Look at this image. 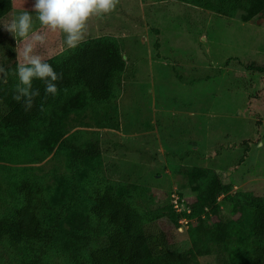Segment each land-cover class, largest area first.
Returning a JSON list of instances; mask_svg holds the SVG:
<instances>
[{
  "label": "rangeland",
  "instance_id": "obj_1",
  "mask_svg": "<svg viewBox=\"0 0 264 264\" xmlns=\"http://www.w3.org/2000/svg\"><path fill=\"white\" fill-rule=\"evenodd\" d=\"M34 0H0V66L18 77L17 40L4 29ZM217 0L200 6L187 0H120L116 10L89 21L84 40H116L128 63L116 83L111 106L93 107L82 88L66 90L48 108L46 127L0 147V218L23 203L24 178L43 186L65 233H90L95 220L90 196L99 183L130 189L156 252L195 251L200 264L219 256L243 259L250 239V195L264 197V10L249 17L216 10ZM33 30L47 33L36 54L45 60L69 49L62 32H51L33 13ZM8 106L0 99V121ZM7 130L0 124V140ZM100 144V153L74 159L69 143ZM225 185L219 216L204 207L210 180ZM228 224L227 240L217 244L216 221ZM49 247L50 264H71L77 244L64 234ZM19 247L0 240V264H30L39 246Z\"/></svg>",
  "mask_w": 264,
  "mask_h": 264
},
{
  "label": "trees",
  "instance_id": "obj_2",
  "mask_svg": "<svg viewBox=\"0 0 264 264\" xmlns=\"http://www.w3.org/2000/svg\"><path fill=\"white\" fill-rule=\"evenodd\" d=\"M187 1L202 6L206 0ZM235 9H242L252 17L264 10V0H217L216 10L222 15L231 16ZM45 61L57 73H63V79L58 81L59 94L45 98L43 81L34 80L33 88L39 89L40 96L35 98L34 106L28 112H25L22 101L13 99L15 87L11 81L12 69L4 66L10 74L6 83H0V99L9 109L0 121L7 130V138L0 140L1 148L21 142L33 132H42L46 127L57 129L55 123L43 122L48 119L47 109L56 107L66 90L82 88L93 107L111 106L118 97L115 85L122 80L128 67L120 44L110 37L84 40L77 48ZM41 102L44 111L40 110ZM69 146L74 159L80 161L95 157L101 151L100 144L93 141L85 147L73 143H69ZM224 188L220 177L215 176L199 197L204 207L211 208L214 216H219L218 197ZM20 193L23 203L15 206L10 216L0 218V240H6L14 247L27 243L25 241L36 248L39 246L41 252L35 254L30 264H50L48 249L55 235L62 232L59 220L61 211L53 220H49L53 206L46 199L43 186L30 179H23ZM90 199L89 211L95 220L93 231L84 234L62 232L67 241L78 245L70 250L71 264H200L195 251H155L145 230L150 213L133 202L129 188L99 183ZM247 203L250 208V239L240 251L243 259L233 262L220 255L218 264H264V197L250 195ZM215 225L219 231L217 244L222 246L227 240L228 224L219 217Z\"/></svg>",
  "mask_w": 264,
  "mask_h": 264
},
{
  "label": "clouds",
  "instance_id": "obj_3",
  "mask_svg": "<svg viewBox=\"0 0 264 264\" xmlns=\"http://www.w3.org/2000/svg\"><path fill=\"white\" fill-rule=\"evenodd\" d=\"M120 0H34L31 11H24L4 29L13 33L17 40V66L14 75L18 77L13 99L23 102L25 112L34 106L39 89L33 88V81H43L45 98L59 94L58 81L63 79V73H57L53 66L36 54L37 46L47 42V33L33 30V13L42 28L51 32H62L64 44L68 49H75L84 41L89 21L94 17H103L114 12ZM9 70L0 66V83H6ZM40 110L44 111L41 102Z\"/></svg>",
  "mask_w": 264,
  "mask_h": 264
},
{
  "label": "water",
  "instance_id": "obj_4",
  "mask_svg": "<svg viewBox=\"0 0 264 264\" xmlns=\"http://www.w3.org/2000/svg\"><path fill=\"white\" fill-rule=\"evenodd\" d=\"M124 58H125V55H124Z\"/></svg>",
  "mask_w": 264,
  "mask_h": 264
}]
</instances>
